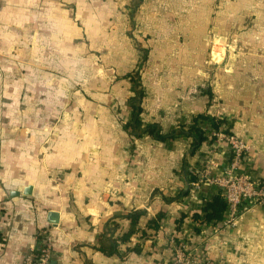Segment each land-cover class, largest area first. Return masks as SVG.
Segmentation results:
<instances>
[{
  "label": "crops",
  "instance_id": "obj_1",
  "mask_svg": "<svg viewBox=\"0 0 264 264\" xmlns=\"http://www.w3.org/2000/svg\"><path fill=\"white\" fill-rule=\"evenodd\" d=\"M200 114L264 180V0H2L0 264L45 227L49 264H166L191 230L212 258L264 264V208L217 232L216 186L188 190L209 148L213 173L229 160L196 144Z\"/></svg>",
  "mask_w": 264,
  "mask_h": 264
},
{
  "label": "built area",
  "instance_id": "obj_2",
  "mask_svg": "<svg viewBox=\"0 0 264 264\" xmlns=\"http://www.w3.org/2000/svg\"><path fill=\"white\" fill-rule=\"evenodd\" d=\"M195 126L205 136L204 140L210 142V146L225 144L229 160L221 172L213 173L216 163L210 154L215 148H209L205 154L208 157H203L200 164L194 167L196 179L189 182L188 190L193 192L205 182L214 184L225 203V215L218 222L217 232L231 230L246 212L257 207L264 208V180L245 169L244 165L250 160V146L246 140L232 132L226 123L220 122L214 126L208 118H200ZM189 221L193 220L189 218ZM194 233L191 230V234ZM191 234L183 231L180 238H169L165 245L170 251L166 264H225L222 257L212 258L207 251L211 235L204 234L192 246H188ZM52 241V227L39 230L36 241L21 264H49Z\"/></svg>",
  "mask_w": 264,
  "mask_h": 264
},
{
  "label": "trees",
  "instance_id": "obj_3",
  "mask_svg": "<svg viewBox=\"0 0 264 264\" xmlns=\"http://www.w3.org/2000/svg\"><path fill=\"white\" fill-rule=\"evenodd\" d=\"M144 59L145 58H143L142 60H144ZM131 78L135 82H137V80H138V76L137 75H132ZM200 118H202V119L203 118H208L214 124V126H217V124H219L221 122L219 120H215L213 117H210V116H207V115H204V114H200V115L194 117L193 118V124H192L190 129H192L193 135L195 136L196 144H200L201 141L205 139V136L195 126V122L198 119H200ZM150 133L152 135H155L154 132H152L151 130H150ZM159 137H156V138L159 139ZM207 208L209 209V211L206 212V215H205V218H204L205 220H208L210 218H220L222 211L225 209V203L219 196H216L214 198L213 202H211ZM142 236L145 237L146 235L142 234ZM136 249H138V248H136ZM137 251H139V250H137Z\"/></svg>",
  "mask_w": 264,
  "mask_h": 264
}]
</instances>
